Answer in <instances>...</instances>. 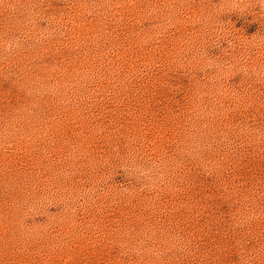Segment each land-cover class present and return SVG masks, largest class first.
Here are the masks:
<instances>
[{
    "label": "rangeland",
    "instance_id": "rangeland-1",
    "mask_svg": "<svg viewBox=\"0 0 264 264\" xmlns=\"http://www.w3.org/2000/svg\"><path fill=\"white\" fill-rule=\"evenodd\" d=\"M0 264H264V0H0Z\"/></svg>",
    "mask_w": 264,
    "mask_h": 264
}]
</instances>
